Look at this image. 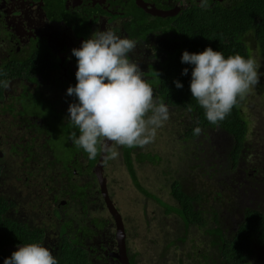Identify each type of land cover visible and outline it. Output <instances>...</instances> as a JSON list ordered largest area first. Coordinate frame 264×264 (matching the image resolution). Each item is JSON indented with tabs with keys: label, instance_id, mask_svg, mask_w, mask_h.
<instances>
[{
	"label": "flooded vegetation",
	"instance_id": "obj_1",
	"mask_svg": "<svg viewBox=\"0 0 264 264\" xmlns=\"http://www.w3.org/2000/svg\"><path fill=\"white\" fill-rule=\"evenodd\" d=\"M234 1L208 0L209 7L204 9L199 7L200 0H0V82H8L7 87L0 83V196L7 197L3 214L28 229L42 228L35 243L47 247L58 262L71 251L78 264H137L138 252L130 250L131 229L143 218L132 209L146 213L144 207L137 206L140 196L156 206L166 202L148 188L154 184L144 166L151 172L156 166L166 171L164 164L173 157V172H167L184 178L203 167L227 162L229 145L219 154L213 149L221 144L215 141L216 146L210 147L212 137L226 135L224 130L200 127L197 137H185L190 128L198 127L197 118L189 107L173 105L179 95L174 81L188 79L181 74L182 67L174 68L173 61L195 34L194 12L203 18L212 7ZM69 20L75 36L68 32ZM186 21L190 23L185 25ZM107 28L136 41L129 60L138 64L154 98L162 100L170 114L157 129L160 140L148 144L151 151L144 157L130 153L125 159L128 164L123 170L129 184L118 178L114 166L119 160L125 164L123 155L107 161L103 154L89 159L69 139L73 131L79 135V130L67 123L69 104L78 102L67 95L68 87L77 83V60L71 50L79 48L93 32ZM177 132V146L164 155L157 151L166 148ZM112 147L117 152L126 148ZM238 159L237 169L240 177H245L247 189H256L247 175L259 167L245 163L243 153ZM260 185L263 188V183ZM175 207L176 199L166 212L161 211L177 215ZM209 219L213 223L214 219ZM198 226L182 223V235L176 236L183 245L180 252L194 241L191 231ZM233 226L235 223L224 228ZM165 231L173 229L165 225ZM19 246L23 245L4 249L9 254Z\"/></svg>",
	"mask_w": 264,
	"mask_h": 264
},
{
	"label": "clouds",
	"instance_id": "obj_2",
	"mask_svg": "<svg viewBox=\"0 0 264 264\" xmlns=\"http://www.w3.org/2000/svg\"><path fill=\"white\" fill-rule=\"evenodd\" d=\"M199 7L207 9L208 0H200ZM66 26L69 34L75 36L70 20ZM135 48V40L121 38L107 28L93 32L79 48L71 50L77 60V83L68 87L67 95L76 97L78 102L69 104L67 123L77 128L79 135L73 131L69 139L87 153L89 159L103 154L107 161L123 155V150L117 152L112 145L133 148L130 153L135 155L146 153L145 146L154 141L157 129L170 118L169 108L162 100L154 98V90L142 77L138 64L130 62L129 54ZM181 63L193 66L192 99L213 125L225 120L261 80L260 65L254 57L245 58L237 53L225 58L221 51L211 47L199 53L184 51ZM188 72L189 69L184 68L181 74L188 75ZM0 83L8 86L6 80ZM174 84L178 89L183 87L179 80ZM201 132L200 127L194 129L196 135ZM114 163L115 166L117 162ZM119 173L129 184L123 168ZM223 261V257L218 256L215 264ZM3 264H58V261L47 247L29 243L19 246Z\"/></svg>",
	"mask_w": 264,
	"mask_h": 264
},
{
	"label": "trees",
	"instance_id": "obj_3",
	"mask_svg": "<svg viewBox=\"0 0 264 264\" xmlns=\"http://www.w3.org/2000/svg\"><path fill=\"white\" fill-rule=\"evenodd\" d=\"M205 12L208 14L203 18L199 17L197 12L191 15H196L195 34L190 44L184 49L178 50L175 55L176 60L173 62L176 63V66L174 68L182 67V71L184 68H188L189 72L188 79H179L183 87L177 88L179 95L173 105L184 109L191 107V110L196 114L198 127L224 130L230 140L228 153L230 160L227 159L223 166L220 164L214 166L213 164L212 167H203L195 174L187 175L184 178L181 176L172 177L169 192L176 199L178 207H175V211L185 227L204 225L205 222L201 219L202 214L214 219L213 223L205 228V232L211 226H215L216 229L208 233L212 236L211 244L213 247H217L218 256H222L224 259L222 264H246L252 256V243L264 248V209L242 203L239 205L242 215L235 227L224 228L220 221L222 208L230 209L231 205L237 202L232 184L237 180L235 179L236 174L239 173L237 164L240 162L238 158L244 152L246 139L249 136L246 114L242 107L244 100L238 103L232 109L231 114L218 125L210 124L205 118L204 110L198 106L195 99H192L190 82L193 66L181 63V57L184 51L199 53L206 47H211L214 51H221L225 58L237 53L245 58L253 57L252 53L255 50L256 58L257 55L259 58L256 62L264 65V0H235L225 7L216 5ZM262 92L264 93V88ZM184 135L190 138L197 137L193 128H190ZM211 143L210 147L212 146L213 149L215 142L211 141ZM130 152L128 147L124 148V159L130 155ZM155 156L151 157L155 158ZM248 169H252V166H249ZM252 170H250V175H247L251 185L255 188L261 187L260 183H264L262 178L256 177L257 171L252 173ZM137 186L139 187L138 184ZM259 189H262V201H264V188ZM139 190L142 193V189ZM227 190L233 194L227 193ZM204 202L210 203V213L205 210L200 212L197 209L198 205H202ZM6 206L7 197L0 196V264H3L4 259L10 257L13 252L8 254L5 247L35 243L41 238L43 230L42 228L28 229L15 222L10 216L4 215ZM70 254L71 251L58 264H78V260L76 261ZM176 259L178 260L177 264H183V257L177 256Z\"/></svg>",
	"mask_w": 264,
	"mask_h": 264
},
{
	"label": "rangeland",
	"instance_id": "obj_4",
	"mask_svg": "<svg viewBox=\"0 0 264 264\" xmlns=\"http://www.w3.org/2000/svg\"><path fill=\"white\" fill-rule=\"evenodd\" d=\"M252 54L255 60L258 61L259 58L258 55L256 58L255 50H253ZM257 64L260 65V68L258 69L261 74L260 83L251 90L242 104L243 111L246 114L249 132V136L246 139L243 157L245 163L248 164L251 162V164H255L260 167L257 171V177L262 178L264 177V93L262 92L264 88V65L259 62H257ZM218 134L215 140L213 137L211 139V141H216L222 146L219 149H214L215 153L217 154H219L230 144V140L227 135ZM179 135L180 133L177 132L171 138V140L166 143L168 144L166 148L163 150L158 148L157 151H162V154L164 155L173 145L177 146L180 141L177 139ZM159 140L160 136L156 135L154 141L158 142ZM145 148H148L147 151H151V147L148 145L147 147L145 146ZM133 156H135V154H133ZM139 156L144 157L145 155L139 154ZM121 157H123L125 164L119 160L115 165V169L117 170L118 178H121L122 182L127 184L123 174L119 173V171L122 168L124 169V165H127L128 162L124 159V156ZM170 161H174V158L170 157L169 162L164 164V168L172 171L173 168L171 166H175V164L171 163ZM144 168L148 170L149 178L154 184L153 188L149 186L148 188L154 189L163 199V201H166L169 205L175 203V199L169 192V185L172 177L177 176V174H170L167 172V170L163 171L157 166L153 168L152 172L150 171V168H147L146 166H144ZM235 179L237 180L233 182L234 189H237V182L239 181L237 191L234 190L237 202L236 204L231 205L230 209L222 208V213L220 215L222 226H230L233 223L236 224L239 221L242 215L241 211H239V205L242 203L247 206H257L260 209H264V201H262L263 195L261 194L262 189H259V187L256 189H247L248 185L245 183L246 179L244 176L240 177V173L236 174ZM226 192L230 193L228 190ZM166 202L156 206L155 204L148 201L147 198L140 196L139 204L137 206L144 207L146 213L143 214L132 209L143 218L142 223L139 224L137 228L131 229L132 236L134 237L130 243V250L138 252L137 264H177V256L184 258L182 260L183 264H215V261L218 258V251L216 250L217 247H213L211 244L210 239L212 236H210L211 234L208 232L214 231L216 228H214L215 226H211L208 230H206V232L204 231L205 228L212 223L209 217L206 214L201 215L202 219L205 221V224L203 226L199 225L198 227L200 228L192 229L191 234H194V241H192L190 245H186L184 252H180L183 248V245L177 241V238H180L182 235V223L176 214L172 215L171 213V215H163L161 210L166 212L169 209V205L166 204ZM198 208L200 210L204 209L208 213L211 212L210 203H208L206 206L205 203H202V205ZM172 221H176L177 226H175L176 223ZM165 225L170 226L173 231L166 233ZM199 231L201 232L199 233ZM169 242L173 243L168 244ZM251 246L252 256L246 264H264V248L257 246L254 243H252Z\"/></svg>",
	"mask_w": 264,
	"mask_h": 264
},
{
	"label": "water",
	"instance_id": "obj_5",
	"mask_svg": "<svg viewBox=\"0 0 264 264\" xmlns=\"http://www.w3.org/2000/svg\"><path fill=\"white\" fill-rule=\"evenodd\" d=\"M115 214L119 217V215H118V213L117 212H115ZM120 226V230H121V223L120 224H118V227ZM126 264H128V263H126Z\"/></svg>",
	"mask_w": 264,
	"mask_h": 264
}]
</instances>
